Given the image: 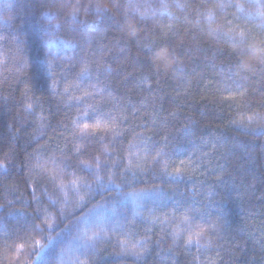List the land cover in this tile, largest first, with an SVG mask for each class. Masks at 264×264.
<instances>
[{
  "label": "trees",
  "instance_id": "obj_1",
  "mask_svg": "<svg viewBox=\"0 0 264 264\" xmlns=\"http://www.w3.org/2000/svg\"><path fill=\"white\" fill-rule=\"evenodd\" d=\"M0 264H264V0H0Z\"/></svg>",
  "mask_w": 264,
  "mask_h": 264
},
{
  "label": "snow or ice",
  "instance_id": "obj_2",
  "mask_svg": "<svg viewBox=\"0 0 264 264\" xmlns=\"http://www.w3.org/2000/svg\"><path fill=\"white\" fill-rule=\"evenodd\" d=\"M221 7H223V5H221ZM103 11H105V10L97 8L96 9V14L99 16ZM71 15H72L73 18H75L77 16V13L74 11ZM53 18H55V16H53ZM81 23H83V22H81ZM86 70H87V68L85 67V69L83 71H86ZM113 125H114V122H113ZM113 125L104 124L102 126L101 122L99 120H97L95 123H93L91 125L85 124L80 129V133H81L82 136H86V135L89 134V129L91 130V134H93V135L95 133H97V132H105V131L115 132L116 128ZM50 159H51V162L54 165L57 163L55 159H52V158H50ZM94 163H95V169H93L92 166H90L88 164H85L83 162H81V166H82L83 169H86V170H88L90 172H94V174L97 175V179L99 180L100 179L99 171L100 170H107L109 166L107 164H102L100 159H99V157L95 158ZM36 167L38 169H41V170H43V168H44V166L42 164H40L39 162L37 163ZM67 167H68V165L64 164V166L61 167L59 169V171L60 172H64L67 169ZM176 171L179 172L180 169H177ZM55 179H56V177H53V180H55ZM108 182L110 184H114L115 185V181L113 180L112 175H109ZM71 183L73 185H75L76 184V180H72ZM102 184H103V181L101 180V185ZM61 187H63V185H61ZM85 187L88 188V190L91 192V185L85 183ZM115 187L117 189H119L121 186L120 185H115ZM105 190H107V189H105ZM130 195H132L135 198H143V196H144L143 193H133V194H130ZM191 219H192V217L190 215H186L185 216V220H191ZM188 231H189L190 234L188 235L187 239L185 240V243L189 244V245L193 244V243L199 244L200 238L205 235L203 229H200L199 231H194L193 229H191V227H189ZM176 235H179V233H176ZM142 251H143L142 249L140 251H138L137 248H136V245L132 244L130 248L125 249L124 254L125 255H131V256L139 257L142 254Z\"/></svg>",
  "mask_w": 264,
  "mask_h": 264
},
{
  "label": "rangeland",
  "instance_id": "obj_3",
  "mask_svg": "<svg viewBox=\"0 0 264 264\" xmlns=\"http://www.w3.org/2000/svg\"><path fill=\"white\" fill-rule=\"evenodd\" d=\"M60 177H61V175H60ZM63 177L65 178V177H67V175H64ZM134 198L131 199L130 202H136V201H134ZM143 198H146V195H144ZM143 198H135V199L137 200V202H140V201H142ZM151 203H155V202H151ZM140 205H142V203ZM99 215H93L91 217L88 216L83 221L84 222V227L87 229V231L89 233L88 238H91L92 235L94 234V232L96 231V229H94V225H92V219H95V218L98 219V218H100ZM81 228H83V227L81 226ZM77 230H79L78 227H77L76 231ZM77 235H78V232L70 240V246H74V248H76V250L78 249V250H81L82 252H85L86 253L88 251V250H85L84 249L85 248L84 246H85V240L86 239L84 237L78 238Z\"/></svg>",
  "mask_w": 264,
  "mask_h": 264
}]
</instances>
